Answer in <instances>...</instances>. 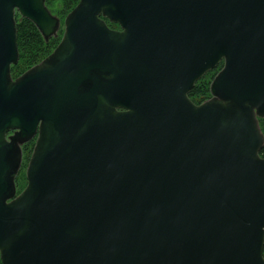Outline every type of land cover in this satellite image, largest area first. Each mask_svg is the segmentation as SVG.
Returning <instances> with one entry per match:
<instances>
[{"label": "water", "instance_id": "obj_1", "mask_svg": "<svg viewBox=\"0 0 264 264\" xmlns=\"http://www.w3.org/2000/svg\"><path fill=\"white\" fill-rule=\"evenodd\" d=\"M15 13L61 33L11 76ZM258 117L264 0H0V264H264Z\"/></svg>", "mask_w": 264, "mask_h": 264}, {"label": "trees", "instance_id": "obj_2", "mask_svg": "<svg viewBox=\"0 0 264 264\" xmlns=\"http://www.w3.org/2000/svg\"><path fill=\"white\" fill-rule=\"evenodd\" d=\"M77 0H44L45 5L55 14L59 20L62 19L65 12L70 9ZM105 22L110 27H117L115 22L109 21L105 18ZM61 33V26L56 31V35H50L47 39L43 37L38 32L35 25L27 18L21 17L18 13H15V41L17 47V60L15 63L10 65V74L15 76L24 70L29 65L33 64L46 53H48L51 48L57 42ZM221 62H218L215 66L207 69L201 76H199L187 91L188 97L193 102H198L208 96V83L212 75L215 73ZM259 118V122L261 121ZM33 141L29 144L26 151L22 150V161L20 167L25 163L31 148ZM264 149V143L259 149V153H262ZM23 165V166H24ZM15 186L16 189H20L24 182V171H17L15 175ZM17 190V191H18Z\"/></svg>", "mask_w": 264, "mask_h": 264}, {"label": "flooded vegetation", "instance_id": "obj_3", "mask_svg": "<svg viewBox=\"0 0 264 264\" xmlns=\"http://www.w3.org/2000/svg\"><path fill=\"white\" fill-rule=\"evenodd\" d=\"M60 23H61V20H60ZM9 132V131H8ZM33 137L29 138L28 140L24 141L23 143L20 144V150H21V161H22V150L26 151L27 147L29 146V144L33 141ZM27 160V159H26ZM21 161H20V165H21ZM24 167V166H23ZM20 168V166H19ZM24 169V168H23ZM19 170V169H18ZM14 180H15V177H14ZM15 182V181H14ZM18 189H16V186H15V192L17 191Z\"/></svg>", "mask_w": 264, "mask_h": 264}, {"label": "built area", "instance_id": "obj_4", "mask_svg": "<svg viewBox=\"0 0 264 264\" xmlns=\"http://www.w3.org/2000/svg\"><path fill=\"white\" fill-rule=\"evenodd\" d=\"M259 127L263 133V138H264V117L261 119V121L259 122ZM263 143H264V140H263ZM261 155H264V149H263V152L260 153ZM262 253H263V256H264V244H263V247H262Z\"/></svg>", "mask_w": 264, "mask_h": 264}, {"label": "rangeland", "instance_id": "obj_5", "mask_svg": "<svg viewBox=\"0 0 264 264\" xmlns=\"http://www.w3.org/2000/svg\"><path fill=\"white\" fill-rule=\"evenodd\" d=\"M25 162H26V161H24V163H25ZM23 165H24V164H23ZM23 165L20 167V171H22V170H23V168H24V167H23Z\"/></svg>", "mask_w": 264, "mask_h": 264}]
</instances>
